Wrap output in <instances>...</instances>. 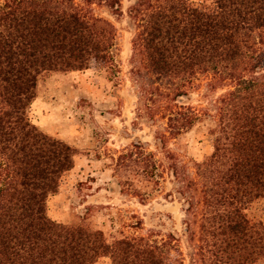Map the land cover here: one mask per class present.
Segmentation results:
<instances>
[{
  "label": "trees",
  "instance_id": "obj_1",
  "mask_svg": "<svg viewBox=\"0 0 264 264\" xmlns=\"http://www.w3.org/2000/svg\"><path fill=\"white\" fill-rule=\"evenodd\" d=\"M93 4L122 14L121 0L0 1V264H185L174 230L160 240L141 234L109 241L101 229L47 213L76 149L32 123L30 106L38 78L49 72L117 71L116 28ZM127 13L143 105L152 120L165 119L156 147L174 160L167 134L208 122L211 151L191 162L194 174L177 190L188 264H264V218L246 213L264 198V0H135ZM197 74L228 87L214 113L183 101ZM115 166L144 179L157 168L140 140ZM168 169L177 179V164Z\"/></svg>",
  "mask_w": 264,
  "mask_h": 264
},
{
  "label": "rangeland",
  "instance_id": "obj_2",
  "mask_svg": "<svg viewBox=\"0 0 264 264\" xmlns=\"http://www.w3.org/2000/svg\"><path fill=\"white\" fill-rule=\"evenodd\" d=\"M191 1L209 4L211 0ZM134 2L121 0L122 14L118 17L104 5H92L96 15L116 28V72L87 68L49 72L37 80L29 111L32 123L76 149L73 168L61 177L57 193L48 197L47 213L49 208L53 216L66 221L58 222L101 229L109 241L121 235L141 234L160 240L174 230L188 264L191 248L183 231V204L177 190L183 187L185 178L193 176L191 162L211 151L208 122L203 120L175 138L167 134L165 150L174 155V160L156 147L154 136L165 132V119L148 117L140 79L131 71L135 25L127 10ZM262 39L264 42V33ZM261 47L264 50V43ZM211 83L210 75L197 74L187 86L183 101L201 114L214 113L218 96L228 87H213ZM137 140L157 164L155 176L145 177L147 180L115 166L118 156ZM174 162L177 179L169 175L168 167ZM246 213L251 219L264 218V198L253 201ZM94 264L109 261L100 258Z\"/></svg>",
  "mask_w": 264,
  "mask_h": 264
},
{
  "label": "crops",
  "instance_id": "obj_3",
  "mask_svg": "<svg viewBox=\"0 0 264 264\" xmlns=\"http://www.w3.org/2000/svg\"><path fill=\"white\" fill-rule=\"evenodd\" d=\"M48 213L50 214V216H53L52 215V212H51V210L49 208H48ZM53 218L57 219V221L66 222L65 219H61V217H58L57 215L56 216H53Z\"/></svg>",
  "mask_w": 264,
  "mask_h": 264
}]
</instances>
